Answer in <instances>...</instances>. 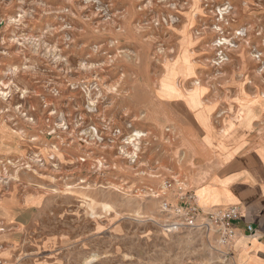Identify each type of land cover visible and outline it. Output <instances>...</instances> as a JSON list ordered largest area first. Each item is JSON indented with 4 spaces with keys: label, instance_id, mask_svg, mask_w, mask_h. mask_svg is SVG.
I'll return each mask as SVG.
<instances>
[{
    "label": "rangeland",
    "instance_id": "rangeland-1",
    "mask_svg": "<svg viewBox=\"0 0 264 264\" xmlns=\"http://www.w3.org/2000/svg\"><path fill=\"white\" fill-rule=\"evenodd\" d=\"M194 95L264 140V0H0V264H239L163 229L159 185L217 164Z\"/></svg>",
    "mask_w": 264,
    "mask_h": 264
},
{
    "label": "crops",
    "instance_id": "crops-1",
    "mask_svg": "<svg viewBox=\"0 0 264 264\" xmlns=\"http://www.w3.org/2000/svg\"><path fill=\"white\" fill-rule=\"evenodd\" d=\"M188 101L187 108L206 131L204 144L217 153V164L209 173L193 179L199 207L204 211L239 207L240 219L233 225L231 258H237L239 264H264V140L249 149L226 150L222 142L234 127L233 120L224 119L222 131L217 133L209 118L212 107L197 106L196 95L194 101ZM233 119L244 128L250 126L251 118L242 114ZM248 224L254 229L251 236L245 233Z\"/></svg>",
    "mask_w": 264,
    "mask_h": 264
},
{
    "label": "built area",
    "instance_id": "built-area-1",
    "mask_svg": "<svg viewBox=\"0 0 264 264\" xmlns=\"http://www.w3.org/2000/svg\"><path fill=\"white\" fill-rule=\"evenodd\" d=\"M184 183L175 179H166L158 187V193L155 196L166 197L167 194H173L176 202L169 203L163 199L159 205L160 214L167 217L163 223V229L166 232L177 231L182 227L193 229H203L205 233L218 236V244L227 249L226 255L233 247V238L235 236L233 225L240 219V210L237 206L226 208H216L211 211L202 210L198 203L195 192L187 189ZM171 216V218H170ZM181 218L183 222H178ZM245 233L248 236L254 234L251 224L245 226Z\"/></svg>",
    "mask_w": 264,
    "mask_h": 264
},
{
    "label": "bare ground",
    "instance_id": "bare-ground-1",
    "mask_svg": "<svg viewBox=\"0 0 264 264\" xmlns=\"http://www.w3.org/2000/svg\"><path fill=\"white\" fill-rule=\"evenodd\" d=\"M170 69V68H169ZM169 73V72H168ZM168 76H174V73H169V74H167ZM193 85H195V84H193ZM191 99V98H190ZM189 102V101H188ZM193 102V101H192ZM195 104V103H194ZM238 120V119H237ZM226 130V129H225ZM226 132V131H225ZM196 197H197V195H196ZM197 203H198V205H199V202H198V197H197Z\"/></svg>",
    "mask_w": 264,
    "mask_h": 264
}]
</instances>
